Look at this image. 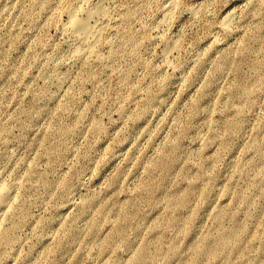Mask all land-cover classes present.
<instances>
[{"label":"rangeland","instance_id":"1","mask_svg":"<svg viewBox=\"0 0 264 264\" xmlns=\"http://www.w3.org/2000/svg\"><path fill=\"white\" fill-rule=\"evenodd\" d=\"M7 1L0 264H223L225 229L230 264H264V0H89L102 41L75 57L84 0Z\"/></svg>","mask_w":264,"mask_h":264},{"label":"bare ground","instance_id":"2","mask_svg":"<svg viewBox=\"0 0 264 264\" xmlns=\"http://www.w3.org/2000/svg\"><path fill=\"white\" fill-rule=\"evenodd\" d=\"M11 3H12V1H11ZM15 4H18V3H15ZM39 4L40 3H38V5ZM16 6L18 7V5H16ZM16 6L14 5L15 8H17ZM105 7L101 1L90 2L89 0H84V3L82 2V4H79V5H77V4L76 5H69L67 7V10H64V12L65 11L67 12V18L64 21L63 26H64V28L69 30L70 33L73 35V37L77 40V45L75 46V48L72 51V53L74 54V57H75V55H80V56L84 55L85 56V55L91 53L93 51V49L95 48V46L100 42L104 28H105V24H106V16H107L106 13L107 12H106ZM10 8H11V4H10ZM4 9L8 10V7L4 8ZM1 16H3V15H1ZM230 16H233V14L232 15L230 14ZM230 16L228 15L226 18H223L224 20L222 22V25H224L225 27H226V25H229L227 23H230V21H231V20H229ZM107 22H108V20H107ZM15 116L13 115V118ZM5 130H7V129H5ZM253 145L255 147L258 146V144L256 145V143H253ZM252 148H254V147H252ZM13 181H15V179ZM17 181H19V180H17ZM12 187H13L12 183H5V181L0 182V222L6 216L7 213L9 214L11 212V204H13L11 201L12 200L11 199L12 194H13L12 193ZM16 187H17V184H16ZM90 203H91V199H87L85 202V205H88ZM84 213H85V207L80 208L79 215H83ZM225 215L226 214L220 210L214 214V218L217 221V223L220 224V222L225 217ZM10 238H11V236L8 234L7 231L0 230V241L1 242L7 241ZM214 245L217 249L216 252L219 251L221 253L222 257L225 258V262L223 264H230L229 261H227V259L229 258V256H228L229 250H231L232 248L235 249V248L239 247V240L237 238L236 230H234V229L221 230V235H220L218 241L216 242V244H214ZM213 249H215V248L210 246L209 243L204 242L196 248L195 252H196V254L208 253V254L214 255L215 253L213 254V251H215V250H213ZM145 253H146V251L144 249H140L136 254H134V256L131 258V260L129 261L128 264H136L135 262L137 260H139V258L143 257V255ZM259 262H260V260H259Z\"/></svg>","mask_w":264,"mask_h":264}]
</instances>
